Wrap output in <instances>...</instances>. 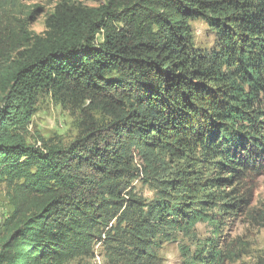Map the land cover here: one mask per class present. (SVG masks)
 <instances>
[{
	"label": "trees",
	"instance_id": "16d2710c",
	"mask_svg": "<svg viewBox=\"0 0 264 264\" xmlns=\"http://www.w3.org/2000/svg\"><path fill=\"white\" fill-rule=\"evenodd\" d=\"M13 6L0 0V264H89L96 246L109 264H162L179 236L183 264L239 259L227 222L264 221V0H62L43 33ZM44 93L78 110L70 143L28 140Z\"/></svg>",
	"mask_w": 264,
	"mask_h": 264
},
{
	"label": "rangeland",
	"instance_id": "374dc122",
	"mask_svg": "<svg viewBox=\"0 0 264 264\" xmlns=\"http://www.w3.org/2000/svg\"><path fill=\"white\" fill-rule=\"evenodd\" d=\"M12 1L15 4L12 7L13 13L17 16H12L14 25H23V27L33 33H43L46 29V19L53 12L57 3L62 0ZM74 1L89 6L100 4V0ZM18 18L22 22H19ZM37 21H39L38 25ZM194 21H200L206 26L203 37L195 40L196 45L202 48H211L215 43L214 32L205 21L201 19ZM78 116V110L73 107L59 105L53 100L51 95L44 93L38 103V112L34 115L28 128V140L30 142H38L43 137L46 140L51 139L57 142L70 143L78 135ZM136 188L145 197L149 198L152 196L151 190L140 181H136ZM253 208L264 212V176L260 177L257 182ZM11 209L7 185L0 183V232ZM197 232L201 238H205L211 235V227L205 223H200L197 226ZM222 238L227 246L234 244L237 252L242 254L239 259L227 264H256L259 257H264V221L258 217L237 216L228 221L222 230ZM178 240L187 243V240H183L181 236H179ZM180 241L164 244L160 251L162 264H183ZM89 264H109L100 246H96V256Z\"/></svg>",
	"mask_w": 264,
	"mask_h": 264
},
{
	"label": "clouds",
	"instance_id": "9594fccd",
	"mask_svg": "<svg viewBox=\"0 0 264 264\" xmlns=\"http://www.w3.org/2000/svg\"><path fill=\"white\" fill-rule=\"evenodd\" d=\"M38 24H39V21H37V25ZM192 28H193L194 40H198L199 38L203 37L206 31V26L200 21H193Z\"/></svg>",
	"mask_w": 264,
	"mask_h": 264
}]
</instances>
